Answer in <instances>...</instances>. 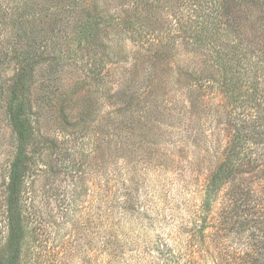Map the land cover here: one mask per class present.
Instances as JSON below:
<instances>
[{"label":"trees","instance_id":"obj_1","mask_svg":"<svg viewBox=\"0 0 264 264\" xmlns=\"http://www.w3.org/2000/svg\"><path fill=\"white\" fill-rule=\"evenodd\" d=\"M132 1L135 11L109 13L99 0H0V110L14 144L4 187L7 235L0 264H19L27 177H37L41 165L52 172L82 171L73 158L77 150L85 153V141L78 145L77 132L88 131L90 116L72 113L71 103L84 86L86 90L100 86L109 65L130 62L131 50L122 44L120 32L129 35L132 46L141 41L146 66L139 86L132 88L133 97L119 98L113 112L110 134L119 143L117 150L130 151L131 138L141 135L145 126L147 116L141 110L156 106L152 97L147 100L152 59L184 44L190 61L177 66L174 81L177 91L184 93L179 99L181 117L205 105L203 92L219 81L228 90L226 114L232 130L202 186L203 217L196 232L205 235L213 218L205 214L217 195L226 197L222 209L226 218L236 209L242 214L264 213V0H176L179 7L188 6L187 14L177 19L174 34L168 29L170 36L162 38L161 30L166 29L158 22V11L164 5L171 7L173 0ZM107 14L120 20L121 29L109 27L103 19ZM177 35L181 39L175 44ZM131 65L136 73V65ZM52 116L64 131L60 137L50 132L52 121L47 117ZM192 132L178 130L182 143L187 144ZM50 155L58 168H52ZM233 217V225L225 229L245 224L237 214ZM256 264H264V259Z\"/></svg>","mask_w":264,"mask_h":264},{"label":"rangeland","instance_id":"obj_2","mask_svg":"<svg viewBox=\"0 0 264 264\" xmlns=\"http://www.w3.org/2000/svg\"><path fill=\"white\" fill-rule=\"evenodd\" d=\"M99 1L109 13L137 9L132 0ZM178 5L173 0L171 7L159 9L158 22L166 29L161 30L160 38L170 36L169 30L174 34L179 26L177 19L187 14L188 6ZM103 19L109 27L121 29L118 18L107 14ZM120 33L122 44L131 50L130 62L109 65L105 81L88 90L84 86L71 103L72 113L90 116L88 131L77 132L78 145L85 141V153L77 150L73 158L82 165V171L52 172L41 165L37 177L26 179L19 264L260 263L264 259L261 211L242 214L236 209L226 218L222 215L226 197L217 195L205 214L213 216L205 235L196 232L203 217L202 186L232 130L226 114L228 90L219 81L203 92L205 105L181 117L179 99L183 100L184 93L177 91L174 81L177 66L190 61V56L184 54V44L170 54L158 52L162 54L152 59L154 75L149 77L152 86L147 100L152 97L156 106L149 104L148 111L141 110L147 116L145 126L141 135L131 138L130 151L117 150L119 143L110 134L116 116L113 112L119 98L129 101L133 97L132 88L139 86L146 66L141 41L132 46L129 35ZM178 35L175 44L181 39ZM187 49L192 50L189 46ZM131 64L136 65V73ZM47 118L52 121L51 134L63 135L53 116ZM179 129L193 131L187 144L182 143ZM152 138L157 140L150 142ZM13 150L11 132L0 110V249L7 235L4 187ZM215 152L217 156L212 157ZM49 160L56 166L52 168L59 167L54 155ZM234 214L245 224L225 229L233 225Z\"/></svg>","mask_w":264,"mask_h":264}]
</instances>
